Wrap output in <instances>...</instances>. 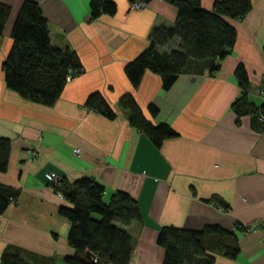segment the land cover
Masks as SVG:
<instances>
[{"label":"crops","instance_id":"obj_1","mask_svg":"<svg viewBox=\"0 0 264 264\" xmlns=\"http://www.w3.org/2000/svg\"><path fill=\"white\" fill-rule=\"evenodd\" d=\"M0 1L9 6L1 63L22 0ZM34 1L47 19L50 43L73 50L82 70L46 106L6 88L0 68V137L9 141L0 184L18 190L15 203L0 214V255L12 247L33 264H65L62 257L72 254L70 223L57 212L71 204L46 180L50 173L52 183L95 179L104 187V201L117 190L136 201L140 220L123 226L132 241L127 264H162L163 248L156 242L162 226L200 230L207 224L245 227L237 233L236 256L212 253L213 264H264V122L258 118L264 109V0H249L243 16L228 19L235 40L212 75L203 61H193L166 89L148 70L136 87L123 72L147 47L153 27L173 24L176 9L166 0L134 7L113 0L114 13L93 20L89 0ZM212 2L200 0L206 10ZM177 44L173 37L158 49ZM237 64L247 73L248 99L260 108L254 114L237 116L230 108L240 90L233 75ZM92 91L116 112L113 119L83 106ZM126 92L152 124L165 123L177 136L155 146L130 126L116 104ZM149 103L156 114L148 112Z\"/></svg>","mask_w":264,"mask_h":264},{"label":"trees","instance_id":"obj_2","mask_svg":"<svg viewBox=\"0 0 264 264\" xmlns=\"http://www.w3.org/2000/svg\"><path fill=\"white\" fill-rule=\"evenodd\" d=\"M128 1L143 4L149 0ZM166 1L176 9L173 24L153 27L147 47L123 66L133 87L148 70L159 76L161 87L166 89L193 61H203L212 75L219 68V61L230 53L235 40V29L228 19L239 18L250 8L249 0H213L210 10L204 9L200 0ZM88 8L89 20H93L101 14H113L115 2L89 0ZM8 13L9 6L0 1V38ZM9 36L11 44L0 63L5 87L25 100L52 105L67 79L81 72L78 56L68 46L50 43L47 19L34 0L20 2ZM173 37L178 38L177 48L158 49ZM233 75L240 90L230 108L237 116L256 113L260 108L247 97L249 81L242 64L235 66ZM116 104L129 125L144 133L155 146L165 138L177 136V132L165 123L152 124L130 93L121 94ZM83 106L108 119L116 116L98 91L90 92ZM147 110L154 115L157 107L149 103ZM8 151V139L0 137V171L6 168ZM50 184L71 204L57 209L70 223L66 241L73 249L72 254L62 257L63 262L127 264L132 241L123 226L140 220L136 201L119 190L104 201L103 185L91 177ZM17 195V189L0 184V214L9 203H15ZM235 226V230L216 224L204 225L200 230L162 226L156 236L157 244L163 248L162 264H213L212 253L234 258L238 252L237 233L245 229ZM20 252L17 248H6L0 255V264H33L23 259Z\"/></svg>","mask_w":264,"mask_h":264},{"label":"built area","instance_id":"obj_3","mask_svg":"<svg viewBox=\"0 0 264 264\" xmlns=\"http://www.w3.org/2000/svg\"><path fill=\"white\" fill-rule=\"evenodd\" d=\"M131 5H133V7H134V6H139V5H141V4H140L139 2H132ZM258 118H259V120H261V121L264 122V109H262V110L260 111V113H259V115H258ZM73 151H74V152H78V149L75 148V149H73ZM44 176H45V178H46V180H47L48 182H51V183H52V182L55 181V179L52 177V175H51L50 173H45Z\"/></svg>","mask_w":264,"mask_h":264},{"label":"water","instance_id":"obj_4","mask_svg":"<svg viewBox=\"0 0 264 264\" xmlns=\"http://www.w3.org/2000/svg\"><path fill=\"white\" fill-rule=\"evenodd\" d=\"M85 253H86V255H89V251H86Z\"/></svg>","mask_w":264,"mask_h":264}]
</instances>
